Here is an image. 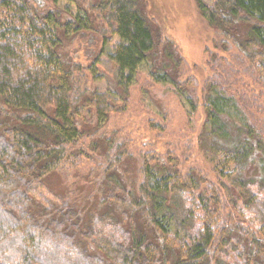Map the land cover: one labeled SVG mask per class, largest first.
Here are the masks:
<instances>
[{
	"label": "trees",
	"instance_id": "1",
	"mask_svg": "<svg viewBox=\"0 0 264 264\" xmlns=\"http://www.w3.org/2000/svg\"><path fill=\"white\" fill-rule=\"evenodd\" d=\"M80 1L63 0L65 16L31 0H0V102L19 114L16 124L0 121V264H264V106L238 87L246 76L264 95V0L197 1L219 35L202 82L149 20L145 0ZM92 31L101 50L113 43L109 59L124 95L88 90L82 106L95 124L86 128L74 98L79 68L62 48ZM144 69L189 118L202 110L197 144L214 179L183 170L169 150L146 148L136 179L122 181L129 140L99 130L126 110ZM89 150L101 170L96 207L84 212L66 197L39 194Z\"/></svg>",
	"mask_w": 264,
	"mask_h": 264
},
{
	"label": "rangeland",
	"instance_id": "2",
	"mask_svg": "<svg viewBox=\"0 0 264 264\" xmlns=\"http://www.w3.org/2000/svg\"><path fill=\"white\" fill-rule=\"evenodd\" d=\"M31 1L40 10L56 9L67 15L63 10V0ZM145 1L149 20L173 40L179 53L190 65L198 67L196 76L202 82L207 74L205 70L207 50L215 51L213 45L218 41L219 35L200 15L198 0ZM203 1L211 3L213 0ZM101 46L102 41L98 32L92 31L69 37L64 41L62 48L67 65L77 64L79 68L76 73L74 98L83 111V118L78 120L81 127L92 128L95 124L91 114L86 113L82 106V98L88 90L109 88L113 92L118 91L119 98L124 95L118 83V71L109 59L113 43L106 44L102 50ZM218 53L225 55L222 51ZM225 56L227 58L229 55L226 53ZM90 70H93L95 75L102 74L103 77L93 80ZM238 77L240 76L235 74L231 79ZM243 79L244 84L248 86L245 87L240 80L239 90L251 98L255 97L253 100L264 106V95L260 92L262 87L252 83L246 76ZM127 97L126 110L110 114L107 122L99 130L104 137L115 136L119 140H129L128 152L131 156L122 159L120 168L122 181L126 186L136 179L139 167L138 152L146 148H154L162 153L169 150L177 156L183 170L193 167L202 175L210 179L215 178L212 165L198 149L197 137L204 119L200 108L192 118H189L181 99L168 86L151 81L145 69L137 74ZM18 115L0 102V121L9 125L16 124ZM81 157L80 163L76 165L66 163L61 170L50 175L46 181L48 185L45 189H40L39 194L50 200L54 197H66L84 212L96 207L99 198L97 190L100 166L97 156L90 150Z\"/></svg>",
	"mask_w": 264,
	"mask_h": 264
}]
</instances>
